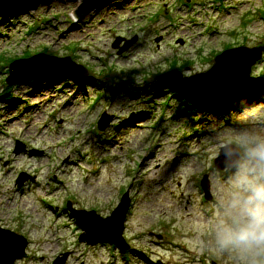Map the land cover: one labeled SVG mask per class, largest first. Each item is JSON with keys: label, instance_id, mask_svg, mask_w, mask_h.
Returning <instances> with one entry per match:
<instances>
[{"label": "rangeland", "instance_id": "rangeland-1", "mask_svg": "<svg viewBox=\"0 0 264 264\" xmlns=\"http://www.w3.org/2000/svg\"><path fill=\"white\" fill-rule=\"evenodd\" d=\"M80 5L0 17V228L27 242L16 264H247L251 252L221 249L217 236L249 165L243 149L231 169L214 164L241 135L264 136V52L252 94L216 110L186 111L157 78H191L225 50L264 48V0H113L77 20ZM39 54L70 58L88 76L17 85L3 99L9 66ZM125 194L129 249L79 243L67 206L106 218Z\"/></svg>", "mask_w": 264, "mask_h": 264}, {"label": "water", "instance_id": "water-1", "mask_svg": "<svg viewBox=\"0 0 264 264\" xmlns=\"http://www.w3.org/2000/svg\"><path fill=\"white\" fill-rule=\"evenodd\" d=\"M61 0H0V17L2 19H16L30 12H35L40 7H46ZM113 0H81V5L75 14L77 20H81L89 14L100 11L107 7ZM121 39H117L112 45V49L118 50ZM131 43L127 42L118 51V55L125 52ZM264 48L248 49L244 47L225 50L214 59V67L205 74H199L191 78H182L179 72L172 71L157 78V82L178 95L185 103L196 110L209 109L216 110L218 106L226 102L233 101L240 96L247 94L252 85L250 77L251 68L262 59ZM69 69L71 71H69ZM80 77L87 78V70L76 65L70 58L59 59L48 55L39 54L29 59L13 62L8 68V78L6 85L14 87L30 82H40L48 77ZM108 120L103 117L98 123V129L103 131L107 127ZM234 148L228 147L221 150V155L215 161L218 170H229L239 162V156L233 155L231 162H221L223 154ZM24 151L22 145L14 151L19 154ZM25 178L21 177L18 185L21 186ZM205 195L208 194L206 182L201 184ZM208 198V197H207ZM70 204L67 206L71 217L75 219L77 227L82 231L79 243L90 246L98 244L114 246L117 249L128 250L124 238L122 237L127 213L130 208V199L125 194L118 206L106 218L98 216L95 212L71 210ZM99 220H107L106 224H99ZM0 233L11 234L16 237V243H8L5 236L6 251L3 257L7 264L10 257L14 256L16 262L26 258L25 249L27 242L10 231L0 228ZM67 255L58 259L54 264H64Z\"/></svg>", "mask_w": 264, "mask_h": 264}, {"label": "clouds", "instance_id": "clouds-1", "mask_svg": "<svg viewBox=\"0 0 264 264\" xmlns=\"http://www.w3.org/2000/svg\"><path fill=\"white\" fill-rule=\"evenodd\" d=\"M232 147L243 156L248 167L237 171L236 194L230 205V222L221 225L217 243L221 249L238 248L251 252L247 264H264V136L241 135Z\"/></svg>", "mask_w": 264, "mask_h": 264}, {"label": "snow or ice", "instance_id": "snow-or-ice-1", "mask_svg": "<svg viewBox=\"0 0 264 264\" xmlns=\"http://www.w3.org/2000/svg\"><path fill=\"white\" fill-rule=\"evenodd\" d=\"M69 71H71V70L69 69ZM97 220H98V223L99 224H106V223H108L107 220H99V218H97ZM5 236L8 237V243L11 244V243H16L17 242L15 236H13L11 234H3V233H0V264H5L4 259H3L4 255H5V251H6ZM14 260H15V257L14 256L10 257L9 260H8V262H7V264H13Z\"/></svg>", "mask_w": 264, "mask_h": 264}, {"label": "trees", "instance_id": "trees-1", "mask_svg": "<svg viewBox=\"0 0 264 264\" xmlns=\"http://www.w3.org/2000/svg\"><path fill=\"white\" fill-rule=\"evenodd\" d=\"M262 19L264 20V12H262ZM11 87H8V86H5L4 87V93H3V95H2V98L3 99H5V100H7V99H12V100H14V98H12V95H11ZM250 94H252L251 92H248L247 94H245L244 96H249ZM177 98L179 99V101H181L182 102V104H183V106L185 107H183L186 111H192L193 110V108L189 105V104H187V103H185L183 100H181V98H179L178 96H177ZM11 100V101H12ZM7 101H10V100H7ZM180 107V106H179Z\"/></svg>", "mask_w": 264, "mask_h": 264}, {"label": "bare ground", "instance_id": "bare-ground-1", "mask_svg": "<svg viewBox=\"0 0 264 264\" xmlns=\"http://www.w3.org/2000/svg\"><path fill=\"white\" fill-rule=\"evenodd\" d=\"M72 30H74L73 28H72ZM76 31H79V29H75ZM72 33L73 32H69L68 34H67V36H70V35H72Z\"/></svg>", "mask_w": 264, "mask_h": 264}]
</instances>
